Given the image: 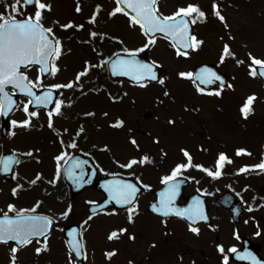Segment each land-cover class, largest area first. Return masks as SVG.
Segmentation results:
<instances>
[{"label": "snow or ice", "instance_id": "6c2138e0", "mask_svg": "<svg viewBox=\"0 0 264 264\" xmlns=\"http://www.w3.org/2000/svg\"><path fill=\"white\" fill-rule=\"evenodd\" d=\"M52 10L51 0H0V115L9 116L17 110H22L24 113L23 119H11L10 121L13 128L11 134L14 136L16 135L14 129L17 127L30 129L37 126L34 124V120L39 121L40 110L43 109L47 116V127L57 134L62 146V150L54 156L56 161L55 174L52 179L47 180V183L50 185L57 184L61 176L62 166L70 165L65 169L68 178L78 187H82L84 183L88 182L84 180V165L88 164L89 161L77 158L68 149L78 148L75 138L80 137L86 130L83 125H79L72 130L71 135L73 138L70 141L64 139L63 133L69 132V129L58 126L56 118L65 115V108L71 107L73 100L64 97L61 90L79 89L83 95L87 91L85 89L86 78L92 74L93 70L107 68L113 75L125 76L130 79L133 85L139 87H147L150 82L155 81L165 86L164 95H169L166 79L157 70L159 62L156 60L145 61L139 54L153 48L158 36L170 41L177 57H188L193 51H201L205 45V40L195 31L194 26L206 23L209 13L193 0L178 2L174 10L168 13L162 11L160 0H114V6L110 10H106L107 16H126L129 28L137 30L144 37L143 42L137 47H129L120 36L89 29L88 36L90 39L86 42L93 45V51L101 58L96 63L85 60L82 67L75 72L73 78L66 82L45 83L48 77L54 78L61 72L63 66L59 61L66 51H71L70 48H65L63 36L58 32V29H85L84 23H77L72 19L64 23H61L59 19L49 20L47 14ZM75 11L77 13L83 11L82 0H76ZM104 12V5L96 3L93 11L87 17L88 23L97 25L99 23L98 18ZM211 14L218 18L225 28L231 27L222 13V5L219 0H212ZM226 35H228V39H224V36L220 37L223 44L219 50L216 63L225 64L230 59L236 65H245L247 76L264 79V55H255L251 50L246 55H240L230 43L235 37L227 33ZM107 39L116 41L123 47L112 55L104 56L103 49L97 48L95 45L98 40L102 42ZM244 46L247 47V45ZM32 69H35L34 75ZM176 75L181 79L190 80L200 94L221 96L226 87L235 88V85L226 81L224 75L215 67L208 65L201 66L198 72L180 70ZM212 85H215V87H211ZM99 90V88L95 89L97 92ZM20 96H23V100L19 99ZM109 96L114 101L121 99L120 96H113L111 93H109ZM256 100L257 93L253 92L247 95L240 104V114L245 120L255 112L254 103ZM84 115L94 116L95 113L86 112ZM103 115L107 116L108 113L105 112ZM109 123L112 127H122L125 120L117 118ZM169 123H175V121L169 120ZM39 126L43 127V124H39ZM130 141L132 145L140 149L141 146L135 137H130ZM154 141L159 143V137L154 138ZM93 147L96 146L93 145ZM103 149L110 150L107 144L103 145ZM39 151L40 149H30L27 152L19 153V150L13 149L9 154H0V172H12L13 165L22 162L21 155L33 157V153ZM80 151L83 152L84 150L80 149ZM180 151L186 160L176 162L170 172L162 177V183L165 187L159 193V200L152 203L151 208L155 213L161 214L165 218L173 214L186 218L190 222L188 223V229L199 235L201 229L198 222L209 220L204 202L199 196H196L193 198V203L188 205L187 208L177 207L175 201L182 183V180L178 177L185 176V171L194 167L201 169L213 179L218 178L223 174L222 169L225 164L232 163V157L221 151L218 153L214 167H206L200 163L194 164L192 154L187 148L182 147ZM235 151L236 155H252L244 147H239ZM161 152L163 155H167L163 149H161ZM87 155L90 156L91 153H87ZM33 158L39 160V156ZM153 162V157L146 152H142L138 156H131L125 162L116 160L115 163L119 167L132 170L128 175L133 176L136 182L119 178L113 173V179L104 181L108 199L104 204H99L94 200L88 201L91 205L90 215L82 221V224H89V221L98 214L97 208L100 212L116 214L118 212L117 208H106L107 204L113 202L124 208L127 213V221L134 223L140 212L138 194L141 188H152L151 184L145 183L137 175L135 169ZM101 170L103 171V169ZM253 170L264 173V159L255 164H244L236 171L238 173H249ZM187 178L195 179L191 176ZM43 181V174L38 172L28 184L32 186ZM24 187V184L18 182L11 188L12 196L18 197L20 190ZM248 187L246 185L244 190H247ZM237 195H240V193H237ZM256 199L257 197L254 196L253 200ZM260 200L264 201V197H260ZM41 203L42 201L37 200L30 208H18L15 203L9 202L6 205L7 211L0 210L2 211V214H0V244L8 245L10 241L15 242L9 247V264H18L19 252L34 243L33 251L37 256L51 250L49 237L53 227L58 226L56 225L57 216L38 212L37 209ZM261 206L260 203L249 205V210ZM72 211V205L69 204L63 211L58 213V216L67 218ZM164 222L167 223L166 220ZM208 226L213 229L217 227L211 224ZM257 227L259 229L260 226L257 225ZM83 233L84 229L77 227L68 232L70 239L66 242L67 264H78L76 258H87ZM125 233H128L129 239L134 240L136 238L135 233L129 232L127 226L111 229L107 238L109 240L120 239ZM254 234L260 236L261 232L258 230ZM233 235L237 239L241 238L238 231L233 232ZM152 246L155 247V241L152 242ZM215 247L221 256V264H229V253L234 254L239 259L249 260L251 264H264V258H258L249 249L241 251L236 245L226 248L223 243H217ZM117 251L118 249L107 250L106 257L111 260ZM129 264H133V262L129 261Z\"/></svg>", "mask_w": 264, "mask_h": 264}, {"label": "flooded vegetation", "instance_id": "af4514ba", "mask_svg": "<svg viewBox=\"0 0 264 264\" xmlns=\"http://www.w3.org/2000/svg\"><path fill=\"white\" fill-rule=\"evenodd\" d=\"M76 120L78 119L72 118L69 119V122L73 123ZM10 125H8L6 134H0V154L12 151L14 147H17V143L14 141H20L21 139V136L17 133L14 136L9 134L11 130ZM76 128L77 124H74L73 130ZM75 139L77 140L78 148L72 149V154L77 153L90 159L94 164L97 171L94 184L101 178L113 176V173L132 180L134 183L136 182L133 176L128 175L132 171L131 169L121 168L114 161L111 163L100 150V152L85 150V134L82 133L80 137H76ZM40 140L42 141L40 143L42 147L44 145L43 142L48 141L47 145L52 152V155L47 157L48 162L41 161V165L39 166V173L43 174L44 181L30 186L27 178L21 173L18 175L14 174L9 181L0 176V210L7 211L6 205L9 202L15 203L18 208H30L37 200L42 201L37 211L57 216L56 225L58 226L53 227L49 237L51 250L37 256L33 251L34 243L31 250L33 252L32 256L38 257L42 264H67V247L63 238L64 227L71 223H78L81 226L80 221H83L90 215L88 211L90 204L88 201L94 200L100 202L108 193L105 188L98 190L93 185L84 188L76 196L72 197L62 172L57 184H48L47 180L52 179L56 171L54 156L58 154L57 134L51 140L47 135H42ZM80 149L84 151L81 152ZM87 153H91V155L89 156ZM229 156L232 157V163H227L224 167L229 173L227 176H224L220 180H215L206 176L207 174L202 170H199L197 172L198 183L196 182L198 188H193V182L189 181L183 189H180L176 198L175 204L184 206L187 204V197L191 193L196 192L206 197L210 223L199 225L201 229L199 235L191 232L188 229V224L183 220L172 217H160L148 211L149 204L155 199L154 191L163 184L162 177L165 172L162 171L160 165L156 167L151 166L149 169L148 165L137 167L135 169L137 175L145 183L151 184L152 188H141L138 194L140 212L135 218V222L129 223L127 221V213L124 209L118 210L116 214H109L98 210V214L89 221L88 225H85L87 229L83 233V239L86 243L87 258L84 259V264H129V261H132L133 264H221V256L216 250L215 245L223 243L226 248L231 245L239 247V244H241L242 239L245 237L240 235V232V239H237L233 235L235 228L229 212L215 202L217 195L224 190H231V187L236 183L234 176L236 159L233 155ZM92 171L93 169L90 167L84 166V176L86 178L92 175ZM18 182L24 184L25 187L20 190L18 197H14L11 194V188ZM234 195L243 204L244 199H241L242 196L236 193ZM45 197L46 203L44 202ZM77 202L81 204L78 213L70 214L67 218L58 216L61 206L64 205L63 203H68V205L72 203L73 206ZM2 211H0V214H2ZM102 220L107 221L105 226L100 225L99 229L91 230L93 222ZM165 220L167 221L166 224ZM209 224L216 225L217 227L215 229L210 228ZM119 226H127L129 232L135 233L136 238L134 240L129 239L128 233H125L120 239L109 240L107 237L110 230ZM153 241H155V247L152 246ZM111 249H118V251L109 260L106 257V251ZM262 250L264 251V246H261L259 251V254L264 257ZM229 256V264H235L231 253H229Z\"/></svg>", "mask_w": 264, "mask_h": 264}, {"label": "rangeland", "instance_id": "374dc122", "mask_svg": "<svg viewBox=\"0 0 264 264\" xmlns=\"http://www.w3.org/2000/svg\"><path fill=\"white\" fill-rule=\"evenodd\" d=\"M58 14L60 17H65L66 14L72 11L73 1L72 0H58ZM105 1V0H104ZM163 9L165 12H171L174 10L176 4L178 2H185V0H162ZM196 1V0H195ZM201 1V0H199ZM212 0H210L211 2ZM101 3V0H100ZM169 3V4H168ZM219 3L223 6L226 4V9L222 13L225 15L228 24L231 26L230 28H225L223 24L216 23L215 25H203L198 24V31L200 33H205V45L202 50L197 52L194 51L188 56L185 60L183 57H177L175 55L174 49L172 47H168L165 43H158L155 47V50L151 53V58L153 60L161 62L163 67L167 69L168 77L166 78V87L168 88L169 95L165 96L163 101H166V106L156 107L146 105L153 100L154 98H159L161 96V88L155 87L154 89H150L151 85H148L144 88H139V99L142 105H139V114L142 116L143 113L152 111L154 112V118L151 121H147V123H141L138 125L139 131L136 132L135 137L139 140L140 148L147 151L157 150L159 149H168V150H179L182 147L187 148L190 151H195L196 148L192 142V140L187 136V134L183 131L184 127L187 128L188 134L191 131V138L194 142L197 143L196 134H199V111L198 106L203 105L200 115L204 116L205 119H214L219 127H222L218 122H221L225 119H235L238 120L235 116L236 114V106H235V98L233 99L232 94H230L229 90L223 91L225 97H213L214 95H208L204 97H200L199 95H195L192 89H185L190 84L179 78L176 73L178 70H190L195 64L200 62H210L216 61L218 57L219 50L222 46L223 40L220 39L221 36H224V39H228V35L234 36V41H230L233 47L239 52L240 55H246L248 51H253L255 55H264V0H219ZM204 8L208 11V7L204 3ZM229 6V7H228ZM90 6H86L84 10H89ZM63 23V21H61ZM237 29V30H235ZM237 32V36H235ZM122 37L124 40L132 43H141L142 37L138 34L137 31H130L126 26L122 27ZM199 34V33H198ZM244 45H247L245 47ZM62 62V59L60 60ZM223 71L228 74H233L232 83L235 85L236 93L239 95V101L247 94L246 92H239L237 89L245 90V89H257L258 91L264 90V85L260 82V80L256 78H252L250 76L244 75L241 76V72L246 70V66L236 65L232 60H227L225 64H221ZM75 70L73 68L70 72L61 73L59 76L54 78H50L49 82H66L69 78L74 76ZM240 76V77H238ZM89 78V77H88ZM235 79V80H234ZM186 82V83H185ZM186 84L188 86H186ZM94 84H90L85 82V89L93 88ZM163 88L165 86H162ZM126 89H133V87L127 86ZM189 94H188V93ZM111 102V101H110ZM97 104L101 103L99 99ZM112 103V102H111ZM107 102L106 108L111 111L114 106L109 105ZM119 104H123L120 102ZM221 106V107H220ZM98 107V106H97ZM221 108V109H220ZM257 113L264 112V104L259 103L256 107ZM182 116L181 123L178 124L176 121L180 119ZM158 118V119H157ZM157 119L160 123H155L156 132L153 130V124H150L153 120ZM175 119V125H169L166 122L169 120ZM248 123L244 126L239 125L232 126L231 124H225V132L228 134H234L239 129H241L242 133L237 134V137L232 138V141H228L225 139H220L219 137L209 138L208 143L212 146L209 149V152L231 149L234 145H243L249 151H260L261 139L264 137V121L255 118L249 119ZM209 127L212 129L209 131L212 135H224V130L222 128H215L214 124L208 123ZM202 129V128H201ZM153 130V131H152ZM149 131V132H146ZM157 133L162 134V138L157 135ZM98 133L93 135L94 140H98ZM165 136H164V135ZM102 137V136H100ZM153 137H159V143H156ZM215 139V140H214ZM161 140V142H160ZM221 142L225 149H220L215 146L216 142ZM105 142H100V145H103ZM117 144L118 148L115 151L114 155L120 156L123 155L127 145L126 141H117L114 142ZM206 141L203 142V145L208 144ZM231 145V146H230ZM228 153L230 151H227ZM158 153V152H157ZM170 153V152H169ZM194 154V153H193ZM177 155V154H175ZM213 155V154H212ZM195 154L193 160L195 161ZM256 159L246 158L241 161L244 163L255 162ZM240 163H236V166ZM263 183V197H264V177L259 179ZM241 184L244 181L240 182ZM254 183V182H253ZM240 184V185H241ZM256 184H260L256 182ZM261 185V184H260ZM255 184H249V189H254ZM76 206V207H75ZM81 204L77 202L74 205L75 213L79 211V207ZM64 207L61 208V211ZM244 226L243 230L246 227H250L251 229L246 230L249 232L253 238L264 244V201L263 206L255 207L254 211L247 212L244 217ZM107 221H96L92 223L91 230L99 229L100 225H106ZM259 225V229L257 227ZM261 232L260 236H256L254 233L257 231ZM207 247V246H206ZM0 264H4V262H0Z\"/></svg>", "mask_w": 264, "mask_h": 264}]
</instances>
